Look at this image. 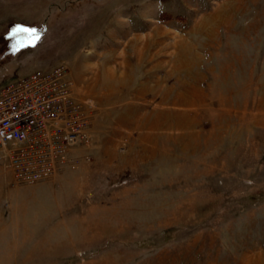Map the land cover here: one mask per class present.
Masks as SVG:
<instances>
[{
  "label": "rangeland",
  "instance_id": "1",
  "mask_svg": "<svg viewBox=\"0 0 264 264\" xmlns=\"http://www.w3.org/2000/svg\"><path fill=\"white\" fill-rule=\"evenodd\" d=\"M58 66L80 140L0 149V264H264V0H0V84Z\"/></svg>",
  "mask_w": 264,
  "mask_h": 264
},
{
  "label": "built area",
  "instance_id": "2",
  "mask_svg": "<svg viewBox=\"0 0 264 264\" xmlns=\"http://www.w3.org/2000/svg\"><path fill=\"white\" fill-rule=\"evenodd\" d=\"M64 68L38 70L0 88V149L21 183L52 176L84 124Z\"/></svg>",
  "mask_w": 264,
  "mask_h": 264
},
{
  "label": "crops",
  "instance_id": "3",
  "mask_svg": "<svg viewBox=\"0 0 264 264\" xmlns=\"http://www.w3.org/2000/svg\"><path fill=\"white\" fill-rule=\"evenodd\" d=\"M11 78H13V77H11ZM2 87V85L0 84V88Z\"/></svg>",
  "mask_w": 264,
  "mask_h": 264
}]
</instances>
